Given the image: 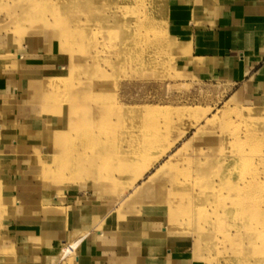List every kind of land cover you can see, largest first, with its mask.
<instances>
[{"label":"rangeland","instance_id":"obj_1","mask_svg":"<svg viewBox=\"0 0 264 264\" xmlns=\"http://www.w3.org/2000/svg\"><path fill=\"white\" fill-rule=\"evenodd\" d=\"M183 3L0 0V264H40L63 230L264 263V110L188 72Z\"/></svg>","mask_w":264,"mask_h":264},{"label":"crops","instance_id":"obj_2","mask_svg":"<svg viewBox=\"0 0 264 264\" xmlns=\"http://www.w3.org/2000/svg\"><path fill=\"white\" fill-rule=\"evenodd\" d=\"M183 2L176 21L182 22L185 34V68L203 79L239 85L244 96L264 110V0ZM75 215L80 221L86 219L82 211L72 213ZM23 219L26 224H37L29 217ZM90 232L58 231L60 252L41 253L40 264H63L56 261L59 253L63 259L72 255L69 264H169L173 255L168 251L160 258L150 253L151 248L147 251L135 243L129 247L128 240H114L102 231Z\"/></svg>","mask_w":264,"mask_h":264},{"label":"bare ground","instance_id":"obj_3","mask_svg":"<svg viewBox=\"0 0 264 264\" xmlns=\"http://www.w3.org/2000/svg\"><path fill=\"white\" fill-rule=\"evenodd\" d=\"M93 1V0H92ZM90 11V10H89ZM79 12V11H78ZM71 17V16H70ZM65 18H66V16H65ZM61 21V20H60ZM96 110V109H95ZM139 144H141L140 142H137V141H135V142H132V152L131 153H133L134 154V151H136V150H134V149H136V147H138V145ZM145 146V147H144ZM143 146V148H144V150L143 151H141V152H138L137 153V155L136 156H134L133 155V157H131V159H130V161L131 160H135V159H137V156H138V154H147L149 151H148V145H144ZM147 146V147H146ZM139 148V147H138ZM156 150V149H155ZM118 152V151H117ZM155 154V153H154ZM157 154V153H156ZM224 155V154H223ZM130 164H132V163H130ZM175 177V176H174ZM171 178V177H170ZM165 179H169V178H165ZM173 180H174V178H173ZM171 182V181H170ZM169 182V183H170ZM232 182V181H231ZM174 183L177 185L178 184V181H177V179H175L174 180ZM142 187H140V186H137V189L135 190L136 192L138 191H140V189H141ZM140 193V192H139ZM171 198V197H170ZM234 205V204H233ZM240 206V205H239ZM243 225V224H242ZM262 227V226H261ZM260 228V227H259ZM261 230H263V228L261 229ZM258 231V230H257ZM256 231V232H257ZM244 232V231H243ZM250 233V232H249ZM252 235V234H251ZM249 236V235H248ZM254 238V237H253ZM252 239V238H251ZM244 240V239H243ZM252 245H253V243H252ZM255 245V244H254ZM262 247V246H261ZM253 248V247H252ZM258 250V249H257ZM242 255V254H241ZM261 258V257H260ZM260 260V259H259ZM257 261V260H256ZM254 263V262H253ZM262 263V262H261ZM262 264H264V263H262Z\"/></svg>","mask_w":264,"mask_h":264}]
</instances>
